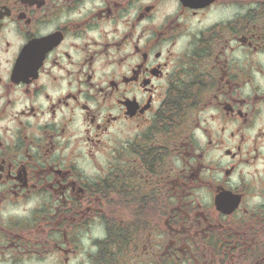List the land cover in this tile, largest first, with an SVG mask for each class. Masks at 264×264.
I'll return each mask as SVG.
<instances>
[{"label":"flooded vegetation","instance_id":"flooded-vegetation-1","mask_svg":"<svg viewBox=\"0 0 264 264\" xmlns=\"http://www.w3.org/2000/svg\"><path fill=\"white\" fill-rule=\"evenodd\" d=\"M6 255L264 264V0H0Z\"/></svg>","mask_w":264,"mask_h":264},{"label":"rangeland","instance_id":"rangeland-1","mask_svg":"<svg viewBox=\"0 0 264 264\" xmlns=\"http://www.w3.org/2000/svg\"><path fill=\"white\" fill-rule=\"evenodd\" d=\"M30 209L31 208H29V207H18V208H14V209L9 208V209L5 210V213L7 212L9 216H16L18 218H22V217L26 218V217H28L30 215L29 214V210ZM11 244H14V243L12 242ZM25 257H27V256H25ZM9 258H10V255H6V256L0 257V261H5L4 263L0 262V264H12L10 262L9 263L7 262V261H9ZM29 259H30V257H27V258H24L22 260V262H16V263L13 262V263L14 264H53L49 260L48 261L47 260H45V261L43 260L41 262H38L36 260H33L32 257H31V260H29ZM20 261H21V259H20Z\"/></svg>","mask_w":264,"mask_h":264}]
</instances>
